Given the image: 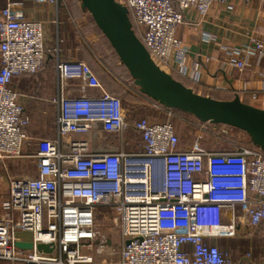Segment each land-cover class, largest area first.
<instances>
[{"label": "built area", "instance_id": "obj_1", "mask_svg": "<svg viewBox=\"0 0 264 264\" xmlns=\"http://www.w3.org/2000/svg\"><path fill=\"white\" fill-rule=\"evenodd\" d=\"M116 1L127 8L135 34L161 69L199 79L201 65L187 62V46L176 29L186 22L187 11L197 14L196 23L203 20L215 0ZM262 45L263 39H252L241 49L227 48L230 63L243 69L239 51L260 52ZM48 52L43 22L26 17L21 2L8 1L0 9V160H30L34 172L8 176V210L0 213V260L232 264L217 239L236 236L243 228L251 234L264 222V149L253 144L208 149L198 139L182 142L170 121L132 118L85 61L61 59L57 49L53 136L31 135V117L11 81L35 73ZM72 79L79 80L76 88L66 84ZM138 93L168 115L177 112ZM105 134L108 140L102 138ZM100 207L110 210L118 227L116 259L104 257L103 247L111 242L96 228ZM16 231L31 234L32 249L15 245ZM37 243L52 251H38ZM93 249L102 259H94Z\"/></svg>", "mask_w": 264, "mask_h": 264}, {"label": "crops", "instance_id": "obj_2", "mask_svg": "<svg viewBox=\"0 0 264 264\" xmlns=\"http://www.w3.org/2000/svg\"><path fill=\"white\" fill-rule=\"evenodd\" d=\"M8 1L21 2L24 15L30 19L40 20L44 25V44L49 52L43 64L35 73L13 77L11 85L19 91V101L31 117L27 131L35 136L52 137L53 121L48 125L45 117L49 107L53 109L51 101L59 91L53 49H57L61 59H81L90 62L94 67L92 71L102 86L112 94L119 91V81L112 78L113 74L109 67H104L108 74L103 75L102 70L95 65L92 51L96 49L97 52L98 48H101L110 57V67L112 64L120 66V61L98 29L101 43L92 46L93 50L86 45L81 30L96 27L89 13L81 7L79 0H59L58 4L36 3L33 0H0V9ZM184 16L186 22L177 27L176 36L187 46V62L198 61L201 65L197 81L188 76H181L187 86L197 93L217 99H233L237 95L242 102L264 109V90L261 89V75H264V3L260 0H215L206 17L198 23L195 12L187 11ZM252 39H263L260 52L247 54L239 51L237 57L245 61V67L239 69L230 63L227 48L241 49L249 45ZM66 84L76 88L79 80L72 79ZM253 93H256L255 98L252 97ZM51 113L53 120V110ZM20 161L24 165L18 164L19 172H25L26 160ZM9 162L0 160V179L6 177L7 187L8 176L11 175L8 172ZM30 171H34V162ZM3 205L2 209L6 212L8 193ZM241 231L233 237L218 238L217 244L227 246L226 250L231 255L232 264H264V235L257 230L251 234ZM15 236L21 241L31 239L28 232L16 231ZM222 240L225 241L224 245ZM237 242L247 247L241 257L234 250ZM114 247L112 244L104 246V253L115 252ZM90 253L96 261L98 256H102L95 249ZM2 261L0 260V263ZM3 262L12 264L8 261Z\"/></svg>", "mask_w": 264, "mask_h": 264}, {"label": "water", "instance_id": "obj_3", "mask_svg": "<svg viewBox=\"0 0 264 264\" xmlns=\"http://www.w3.org/2000/svg\"><path fill=\"white\" fill-rule=\"evenodd\" d=\"M94 24L107 39L128 71L139 92L153 101L188 113L202 122L224 124L245 132L251 142L264 149V109L233 99H217L195 92L161 69L135 34L127 8L116 0H79ZM18 248L32 249V241L15 242ZM38 251L52 247L37 243Z\"/></svg>", "mask_w": 264, "mask_h": 264}, {"label": "rangeland", "instance_id": "obj_4", "mask_svg": "<svg viewBox=\"0 0 264 264\" xmlns=\"http://www.w3.org/2000/svg\"><path fill=\"white\" fill-rule=\"evenodd\" d=\"M69 1V0H68ZM96 29V30H95ZM83 28L81 30L82 37L84 42L87 46H89L90 49L93 50L92 46L99 45L101 43V40L99 38V32H97V28ZM95 49V48H94ZM99 51L96 52V49L92 51L95 57L94 62L102 68L105 66L111 70L113 76V79H116L119 81V95L124 100V106L128 109L127 113H130L135 118H146L150 121H156V122H163V121H170L173 126L176 129V132L179 136V139L182 142H187L190 139H198L200 145L213 150H227L234 147H239L243 145H247L249 143L248 136L239 130H235L233 128L225 127L221 124H214V123H192L190 122L189 116L175 112L172 115H168L167 113L158 110L149 104L143 99V100H136L131 97L133 93H137V86L133 84L129 76L127 75V72L124 70L123 66H115L112 64V66H109V60L110 57L107 56V54L101 49L98 48ZM101 55H100V53ZM91 54L90 52H88ZM105 69V68H104ZM121 87V88H120ZM132 93V94H131ZM139 94V93H138ZM139 97L140 94H139ZM51 109L49 107L48 112L46 114L45 120L47 121L48 125L50 121H52V113ZM129 136V139L135 138L134 134H132L130 131L127 134ZM134 136V137H133ZM108 134H105L102 138L104 140H108L109 138ZM113 139L114 137H110ZM130 144L127 145V149L130 148ZM30 160H26V171L25 172H19V165H24L22 161L19 162V160L10 161L8 163L9 169L8 172L11 175H18V174H30L34 171H30L31 168H33V162H29ZM27 172V173H26ZM5 174V169H4ZM5 176V175H4ZM7 181L6 177H3V179H0V213H3L5 210L3 208V201L7 198ZM96 228L98 232L100 233L101 237H107L109 239V242H111L112 246H115V252L110 253L105 252L104 257L106 260L108 259H116L118 257V227L114 224L112 215L110 213V210L105 207H100L97 209L96 212ZM264 226L261 227L259 232L260 234L264 235V231L262 232V229ZM258 232V231H257ZM258 233V234H259ZM221 247V246H220ZM221 248H227L225 245ZM247 247L245 244L242 243H236L234 246L235 252L240 255V257L243 255L244 251H246ZM102 259V256H98L97 260L99 261ZM0 264H5V262L2 261Z\"/></svg>", "mask_w": 264, "mask_h": 264}, {"label": "trees", "instance_id": "obj_5", "mask_svg": "<svg viewBox=\"0 0 264 264\" xmlns=\"http://www.w3.org/2000/svg\"><path fill=\"white\" fill-rule=\"evenodd\" d=\"M94 23V22H93ZM95 25V24H94ZM95 27H96V25H95ZM97 28V27H96ZM98 29V28H97ZM99 30V29H98ZM101 33V32H100ZM102 34V33H101ZM103 35V34H102ZM106 39V38H105ZM115 53V52H114ZM114 55H116V53L114 54ZM117 56V55H116ZM117 58H118V56H117ZM118 60H119V58H118ZM84 61V60H83ZM89 66H90V68L93 70V65L90 63V62H86ZM120 63V65L121 66H123V64L121 63V62H119ZM95 65H96V67L97 68H99V69H101L102 70V72H103V75H107L108 73L104 70V68H102V67H100V66H98L97 64H96V62H95ZM123 68H124V70L127 72V75L129 76V78L131 79V81H132V78L130 77V75H129V73H128V71L126 70V68L123 66ZM94 71V70H93ZM97 76V75H96ZM173 77H175L176 79H178V80H180L183 84H185V85H187L186 84V82H185V80L181 77V76H179V75H177V74H173L172 75ZM133 82V81H132ZM117 83V82H116ZM118 84V83H117ZM119 86V85H118ZM119 88V87H118ZM121 88V87H120ZM120 91H121V89H119ZM137 90H138V88H137ZM139 91V90H138ZM138 91H137V93H133V95H131V97L133 96V98L134 99H136V100H143L142 99V96L141 97H139V94H138ZM132 94V93H131ZM114 95H116V96H118V97H120V95H119V91H117ZM120 99H121V101H122V103H123V105H124V100L120 97ZM145 100V99H144ZM148 104V103H147ZM177 112H179V113H183V114H185V115H187V116H189V118H191L190 119V122H192V123H207V122H202V121H200L199 119H197L196 117H194L193 115H191V114H188V113H184V112H181V111H179V110H176ZM129 116H131L132 118H135L134 116H132L130 113H127ZM208 123H210V122H208ZM221 125H223V126H225V127H229V128H233V129H235V130H239V131H242V130H240V129H237V128H235V127H231V126H228V125H224V124H221ZM243 132V131H242ZM245 133V132H244ZM246 134V133H245ZM247 135V134H246ZM248 136V135H247ZM248 138H249V136H248ZM249 144H253L252 142H251V140H250V138H249V143L247 144V145H249ZM253 145H255V144H253ZM262 226H264V222L263 223H261L260 224V226H258V227H256L253 231H255V230H257V231H259L260 232V229H261V227ZM222 242V244L224 245V240H222L221 241ZM222 247V245H219V247ZM224 247V246H223Z\"/></svg>", "mask_w": 264, "mask_h": 264}]
</instances>
